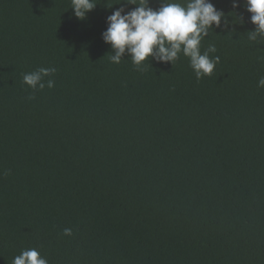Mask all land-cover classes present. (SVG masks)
<instances>
[{"label":"trees","instance_id":"obj_1","mask_svg":"<svg viewBox=\"0 0 264 264\" xmlns=\"http://www.w3.org/2000/svg\"><path fill=\"white\" fill-rule=\"evenodd\" d=\"M94 2L79 20L71 0H0V264L29 248L48 264H264V36L248 38L246 0H211L229 26L202 40L220 62L200 79L182 53L112 63L107 17L136 5ZM42 67L53 88L23 83Z\"/></svg>","mask_w":264,"mask_h":264},{"label":"clouds","instance_id":"obj_2","mask_svg":"<svg viewBox=\"0 0 264 264\" xmlns=\"http://www.w3.org/2000/svg\"><path fill=\"white\" fill-rule=\"evenodd\" d=\"M119 3L136 7L131 11L118 8L107 17L108 27L102 37L114 53L109 58L112 63H120L127 54L133 65L140 68L149 58L173 63L182 53L189 58L197 79L213 73L220 57L210 56V53L216 52L214 45L202 52L201 43L208 30L213 26L219 27L222 19L227 28V17L230 15L218 10L211 0H185L183 3L161 0L158 9L150 7L149 0H121ZM96 5L94 0H71V9L79 20H84ZM246 5L251 23L256 26L254 31H249L248 38L255 41L258 36H264V0H246ZM238 6L233 3V8ZM231 23L243 21L233 17ZM55 72V67L39 68L25 73L23 83L34 90H43L46 86L53 88L54 80L45 78L52 77ZM258 87H264V76L260 77ZM71 234V229H64V235ZM12 264H48V261L36 248H29L15 256Z\"/></svg>","mask_w":264,"mask_h":264}]
</instances>
